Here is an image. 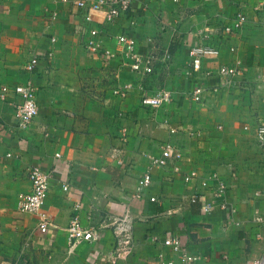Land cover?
I'll list each match as a JSON object with an SVG mask.
<instances>
[{"label": "crops", "instance_id": "0c3cea01", "mask_svg": "<svg viewBox=\"0 0 264 264\" xmlns=\"http://www.w3.org/2000/svg\"><path fill=\"white\" fill-rule=\"evenodd\" d=\"M87 11L74 0H0V93L8 89L0 99V264H158L159 252L175 259L161 245L168 234L199 256L195 264L264 258V146L256 138L264 124V0H133L113 23L98 12L87 22ZM238 14L246 22L224 32ZM92 29L112 53L116 36L129 35L150 72L146 63L136 72L119 57L87 54ZM193 47L218 54L203 56L192 80ZM33 57L38 64L27 72ZM221 66L239 72L225 79ZM26 81L38 114L18 129L13 89ZM196 83L206 89L201 102L190 95ZM162 89L169 102L140 106ZM165 143L181 158L172 153L164 167H150ZM36 165L51 175L45 234L36 214L16 210ZM146 172L152 182L136 197ZM191 172L197 179L186 183ZM219 181L226 191L215 196ZM203 203L212 208L203 211ZM76 204L85 228L106 214L125 217L133 252L115 255L112 229L70 249L65 231Z\"/></svg>", "mask_w": 264, "mask_h": 264}, {"label": "built area", "instance_id": "2783aa9c", "mask_svg": "<svg viewBox=\"0 0 264 264\" xmlns=\"http://www.w3.org/2000/svg\"><path fill=\"white\" fill-rule=\"evenodd\" d=\"M68 2L69 0H62ZM75 4L80 7H88V11L84 14V20L91 21V15L94 12L102 13L104 21L113 23L116 19L121 17L123 13L129 10L133 0H94L91 3H87L84 0H74ZM177 1V0H173ZM246 22L244 15L238 14L231 23L224 28V32L231 34L239 29ZM89 37L85 43V52L87 54H94L103 57L105 60L113 58H120L123 62L128 61L129 66L133 71L140 72L142 70V64L146 63V72H150L149 60H145L144 56L140 54L135 46L134 41L129 35L122 33L116 36V41L119 46L117 52L112 53L107 50H103L97 43V38L100 36L99 31L92 29L89 32ZM218 51L209 47H193L190 49L188 56L190 59V66L187 71V75L193 80V74L200 69L201 58L205 55H216ZM38 64L37 57L30 59L24 66V70L27 72H33ZM239 70L235 67L221 66L217 70V74L225 79L232 77ZM208 74V73H207ZM213 89L212 91H215ZM14 93L20 98V102L14 106V120L18 129H26L33 119L38 114V106L35 100V93L30 81H26L23 84L17 85L13 89ZM206 91L205 87L196 83L190 95L195 102H201L203 94ZM8 92L7 87L1 88L0 99H4ZM115 94L123 95L122 92L114 91ZM171 100V94L168 90H159L154 96H144L140 100V106L143 109L152 110L159 108L164 103ZM256 138L261 146H264V124L260 125L256 129ZM175 130H171L174 132ZM174 153L175 159L181 158L180 151L165 143L161 148L157 156L150 158V167L162 168L166 165L167 159ZM59 155H57L58 157ZM51 175L45 172L40 166H31L28 169V179L30 182V190L25 193H21L17 197L16 210L21 213H33L38 216V229L42 234L48 233L49 227V215L44 211V206L50 186ZM186 183H192L197 179L195 172H191L183 177ZM137 195L150 185L151 175L149 172L144 173L137 180ZM64 190H67L66 186H63ZM226 186L222 181L218 182L215 196H219L225 193ZM154 200V198H151ZM197 197H192L191 202H195ZM78 204L73 206V213L70 217L69 224L66 228V237L70 249L76 247L81 243L93 244L97 243L100 239L101 232L112 229L114 233V252L118 257H124L130 255L134 248V239L132 234V226L125 217H119L114 214H106L103 220L94 227L85 228L79 218ZM212 206L208 203L202 204V210L208 212ZM150 239L157 241L156 236H151ZM161 245L165 249H168L170 256H175V259L169 258L164 252L157 254L158 264H195L199 260V256L192 254L187 245L182 241L180 235L168 234L162 238ZM227 257L224 256V259ZM246 264H264V258L252 260Z\"/></svg>", "mask_w": 264, "mask_h": 264}]
</instances>
